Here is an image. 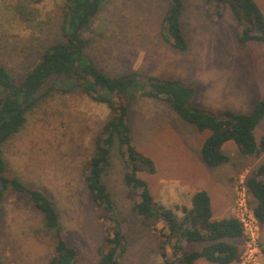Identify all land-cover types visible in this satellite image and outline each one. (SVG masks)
<instances>
[{"label": "rangeland", "instance_id": "obj_1", "mask_svg": "<svg viewBox=\"0 0 264 264\" xmlns=\"http://www.w3.org/2000/svg\"><path fill=\"white\" fill-rule=\"evenodd\" d=\"M63 1L31 4L28 0H0V64L17 79L59 38ZM255 1L264 14V0ZM204 2L183 0L181 24L187 48L179 51L160 32L165 0H106L84 31L88 40L86 51L110 75L139 70L179 78L194 85L192 103L196 105L249 111L258 99L264 98V43H238L236 19L230 8L226 7L221 18L215 20L205 15ZM109 117L107 105L93 101L77 86L68 91H52L27 111L25 124L3 148L8 174L44 190L53 199L62 234L76 249L77 264H97V249L106 232L101 212L83 182L82 169L93 154L95 137ZM130 123L136 149L155 163L154 173L139 172L155 201L172 208L189 205L192 192L200 189L201 184L212 192L214 209L222 198L226 207L231 203L229 209L235 214L237 187L246 171L236 174L233 170L237 168L231 163L206 166L199 148L207 132L197 131L165 102L148 97L131 102ZM262 134L264 119L254 130L257 140ZM223 150L233 164L242 161L235 164L239 171L264 161V153L259 157L239 155L233 143L224 145ZM125 171L115 143L103 181L120 215L128 221L124 261L167 264L160 255V233L143 225L131 211L132 204L139 199V190L132 191L125 185ZM251 199L247 193L250 208ZM176 213L182 215L180 211ZM0 220L1 264L47 263L54 253V239L43 228L40 213L26 195L8 194ZM256 225L258 252L247 264H264L261 223ZM236 242L239 258L233 263L239 262L246 251L247 234L243 233ZM197 244L190 246L203 245ZM172 252L168 245L167 259L173 258ZM197 264L214 263L201 259Z\"/></svg>", "mask_w": 264, "mask_h": 264}, {"label": "trees", "instance_id": "obj_2", "mask_svg": "<svg viewBox=\"0 0 264 264\" xmlns=\"http://www.w3.org/2000/svg\"><path fill=\"white\" fill-rule=\"evenodd\" d=\"M42 0H28L38 4ZM106 0H64L61 6L59 38L49 44L27 68L20 79L0 64V219L8 194H24L41 215L43 228L54 239V253L46 264H77L76 249L62 234L60 215L53 199L42 189L28 186L20 177L8 174L4 145L25 124L26 113L52 91H68L77 86L89 98L107 105L110 117L95 137L94 151L82 169V178L90 199L99 208L105 223V235L97 249V264H128L124 254L128 246V221L123 218L103 181L114 144L123 159L124 183L139 199L131 211L145 226L160 233L159 250L167 264H196L203 258L214 264H231L239 258V248L230 242L243 236L242 223L234 216L212 219L210 195L197 189L189 205L167 207L155 201L146 180L139 172L154 173L153 159L136 149L130 123V104L148 97L165 102L182 120L199 132H207L199 148L201 160L208 167L230 163L223 150L233 143L242 156L259 157L264 153V134L259 140L254 130L264 118V98L249 111L231 108L214 110L192 103L194 85L179 78L161 77L139 70L110 75L103 71L86 51L84 36ZM160 32L174 49L187 48L181 24L183 0H165ZM204 13L219 20L226 7L236 19L238 43H264V14L255 0H204ZM56 82V83H55ZM67 84L63 87L62 84ZM235 167V166H234ZM258 222H264V161L251 168L244 177ZM177 211L181 216H177ZM125 219V220H124ZM1 222V220H0ZM127 223V225H126ZM158 224L162 227L158 228ZM229 240V241H227ZM192 243H203L200 249ZM173 249L167 259L166 248ZM1 264V262H0Z\"/></svg>", "mask_w": 264, "mask_h": 264}, {"label": "built area", "instance_id": "obj_3", "mask_svg": "<svg viewBox=\"0 0 264 264\" xmlns=\"http://www.w3.org/2000/svg\"><path fill=\"white\" fill-rule=\"evenodd\" d=\"M247 188L245 186V180L243 179L236 191V202H235V214L233 215L237 218L243 226L244 234H247L249 242L247 243L246 251L241 256V260L237 263L231 264H247L253 259V256L258 252V245L256 242L258 227V220L255 218L252 208L248 206L247 203ZM250 252L253 253L249 254Z\"/></svg>", "mask_w": 264, "mask_h": 264}, {"label": "crops", "instance_id": "obj_4", "mask_svg": "<svg viewBox=\"0 0 264 264\" xmlns=\"http://www.w3.org/2000/svg\"><path fill=\"white\" fill-rule=\"evenodd\" d=\"M264 119V118H263ZM262 119V120H263ZM261 120V121H262ZM260 121V122H261ZM230 143V142H229ZM226 145V144H225ZM229 155V154H228ZM240 155V154H239ZM242 156V155H241ZM230 160H231V157H230ZM236 162V163H235ZM238 162H242L241 160H238V161H234V164L232 163V161H230V163L232 164V166H235V168H237L236 170H233V171H235V173L236 174H238V173H240L242 170H244V171H246V175H248L249 174V172H250V170H251V168H253L255 165H257L258 163H260V162H262V161H260V162H258V163H254V165H252V166H250V165H248V166H244V167H242L241 168V170L239 171V167H237L238 165H235V164H238ZM196 180H194V182H195ZM216 187L217 186H219V184H217V185H215ZM220 186H223V183L222 184H220ZM199 188L200 189H205V190H207V192H208V194L210 195V201H211V208H212V219H214V220H218V219H221V218H223V217H228V216H233V209H232V211H230V205H231V203L229 204V207H228V205H227V207H226V205H225V203L223 202V200H222V198L220 199V201H221V203L214 209V205H213V196H212V192L208 189V188H206L204 185H201V184H199ZM194 191H196V189L194 190ZM193 191V192H194ZM193 192H192V194H193ZM251 201H252V205H254L255 204V199L254 198H252L251 199ZM263 232H264V222L263 223H261V234H260V242H261V247H262V254L264 255V240L262 239V234H263ZM241 238V237H240ZM239 238H237V239H232V240H230V242H232V243H237L236 241L238 240ZM227 241H229V240H227ZM197 244V243H196ZM203 244V243H202ZM198 245V244H197ZM203 245H201L200 247H198L197 246V249H200L201 247H202ZM238 246V245H237ZM201 259H203V258H200V259H197L196 260V264L201 260ZM207 261V260H206ZM207 262H209V261H207ZM211 263V262H210Z\"/></svg>", "mask_w": 264, "mask_h": 264}]
</instances>
